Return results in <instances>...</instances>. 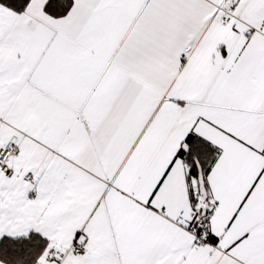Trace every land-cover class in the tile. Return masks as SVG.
I'll list each match as a JSON object with an SVG mask.
<instances>
[{
    "label": "snow or ice",
    "instance_id": "obj_1",
    "mask_svg": "<svg viewBox=\"0 0 264 264\" xmlns=\"http://www.w3.org/2000/svg\"><path fill=\"white\" fill-rule=\"evenodd\" d=\"M0 264H264V0H0Z\"/></svg>",
    "mask_w": 264,
    "mask_h": 264
}]
</instances>
